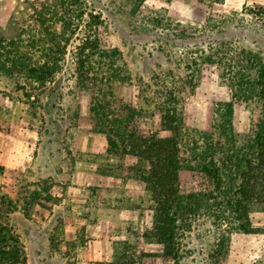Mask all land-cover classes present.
Returning <instances> with one entry per match:
<instances>
[{
  "label": "rangeland",
  "instance_id": "374dc122",
  "mask_svg": "<svg viewBox=\"0 0 264 264\" xmlns=\"http://www.w3.org/2000/svg\"><path fill=\"white\" fill-rule=\"evenodd\" d=\"M262 60L264 0H0V138L22 133L31 146L29 167L0 173V195L15 203L6 222L26 264H173L131 252L162 245L145 239L153 204L127 129L169 137L158 116L174 109L189 148L228 118L235 77ZM259 114L257 103H238L231 126L247 133ZM250 219L258 232L195 216L179 264H264V210Z\"/></svg>",
  "mask_w": 264,
  "mask_h": 264
},
{
  "label": "trees",
  "instance_id": "16d2710c",
  "mask_svg": "<svg viewBox=\"0 0 264 264\" xmlns=\"http://www.w3.org/2000/svg\"><path fill=\"white\" fill-rule=\"evenodd\" d=\"M134 1L141 3L143 0ZM78 6L81 7V3ZM80 11L75 9L69 14L79 18L83 14ZM55 59L51 60L55 62ZM257 64L254 74L245 69L235 77L237 96H231L233 101L223 104L228 118L213 124L211 131L201 132L205 135L202 140L192 138L189 148L181 149L180 131L184 123L175 115L174 109L161 110L158 116L161 130L170 132L169 137L143 136L127 129V151L136 159L135 178L145 184L153 204L152 228L146 232L145 239L162 245V251L157 255L137 252L130 246L132 253H139V257L158 256L179 264V237L182 231L190 228L191 219L201 214L213 217L216 224H231L245 232L259 231L250 219L254 209L264 210V60ZM43 69L50 72L52 67ZM250 102L260 106V114L247 133L237 132L230 122L232 108L238 103ZM129 118L130 113L127 114ZM213 130L220 139H212ZM224 140L229 146H225ZM183 151L188 155L183 156ZM3 170L4 166H0V173ZM184 180L191 184L183 186ZM15 207L12 199L0 195V218L3 215L5 219L4 222L0 219V264H26L20 237L6 222ZM123 261L115 256L104 264H135L131 257H127L126 263Z\"/></svg>",
  "mask_w": 264,
  "mask_h": 264
},
{
  "label": "crops",
  "instance_id": "0c3cea01",
  "mask_svg": "<svg viewBox=\"0 0 264 264\" xmlns=\"http://www.w3.org/2000/svg\"><path fill=\"white\" fill-rule=\"evenodd\" d=\"M9 125V122H7ZM23 134L17 133H6L0 138L3 142L0 141V165L4 167H14V168H21V167H29L31 164L30 161V149L31 146L29 142L23 138ZM7 139H14L13 146L11 142H8ZM6 140V141H5ZM7 142V143H6ZM104 175L100 174V178L102 179ZM3 176L0 174V190L4 189L3 185ZM90 184V183H88ZM91 185H94L91 183ZM94 258L97 257L98 259L102 260V257L99 253H94ZM92 255V253L90 254ZM98 255V256H97Z\"/></svg>",
  "mask_w": 264,
  "mask_h": 264
}]
</instances>
